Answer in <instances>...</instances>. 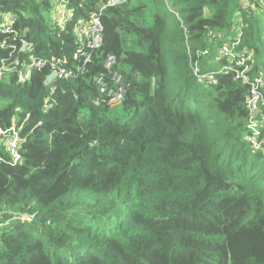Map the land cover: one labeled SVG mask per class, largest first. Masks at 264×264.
Returning <instances> with one entry per match:
<instances>
[{
	"label": "trees",
	"instance_id": "1",
	"mask_svg": "<svg viewBox=\"0 0 264 264\" xmlns=\"http://www.w3.org/2000/svg\"><path fill=\"white\" fill-rule=\"evenodd\" d=\"M105 1L70 0L61 28L48 0H0L32 44L11 53L0 32V70L31 56L76 70L75 27ZM166 1L105 8L101 48L84 73L52 79L50 109L48 66L23 82L2 72L0 128L14 124L21 140L15 158L0 134V264H264V147L248 141L249 87L210 74L240 34L264 92V0ZM107 53L126 86L122 120L92 103Z\"/></svg>",
	"mask_w": 264,
	"mask_h": 264
},
{
	"label": "built area",
	"instance_id": "2",
	"mask_svg": "<svg viewBox=\"0 0 264 264\" xmlns=\"http://www.w3.org/2000/svg\"><path fill=\"white\" fill-rule=\"evenodd\" d=\"M126 1L127 0H106L99 10L91 12L87 19L79 20L75 27L77 46L74 51V59L78 60V64L80 65L76 70L64 67L67 63L65 58L51 57L50 59H41L31 56L29 61L23 60L20 63L19 60L16 59L8 65L3 63L2 70H0V76L4 70L17 72L19 81L23 82L29 78L30 72L33 69H41L48 66L50 72H55V76L50 80H45V83H48L50 87V96L47 99L48 104L45 106V109L52 108V94L55 90V86L50 85L52 79L57 77L63 78L67 76H76L86 71L87 65L92 60L93 52L100 49L103 43V25L100 20L102 11L105 8L114 7L125 3ZM56 3L57 6L60 7V12L58 18H53V22L57 26L64 28L74 14V7L69 4L70 0H56ZM166 6L170 11H174V8L167 1ZM175 15L178 17L177 13H175ZM178 19L180 20V18ZM15 20L16 15L14 13L8 12L0 14V32L12 35L13 42L8 44L11 53H14L17 50L18 42L20 43L19 51L30 52L32 50V44L24 38H19L18 32L13 28ZM181 26L183 25L181 24ZM187 33V30L184 28L186 40L188 38ZM239 41L240 34H238L231 43L223 44L220 47L218 59L224 60L225 63L218 71L211 72L210 74L226 71L232 72L234 80H240L242 83L248 85L249 93L245 101V106L249 114L247 123L248 141L253 150H258L264 147V136L261 135V128L264 124V112L262 111V108L264 109V92L262 90L263 77L261 75L251 76L250 68L246 64L249 60V56L242 51L236 50ZM1 46H4V44L1 43ZM201 53L206 54L208 51L204 50ZM199 54L200 52L197 51L196 55ZM116 62L117 59L113 53H107L104 56L105 72H101L94 78L98 92L97 96L92 100L95 106L104 104L109 108L117 107L120 106L124 100L126 86L121 73L114 69ZM19 65H21L22 70H19ZM193 72L198 77L205 76L199 74V69L196 64L193 66ZM9 131L12 135L6 137V134ZM0 134L4 135L6 139L9 138L8 144L11 147L9 150L15 155V158H18V143L21 138L15 131L14 124L6 130L0 128Z\"/></svg>",
	"mask_w": 264,
	"mask_h": 264
},
{
	"label": "rangeland",
	"instance_id": "3",
	"mask_svg": "<svg viewBox=\"0 0 264 264\" xmlns=\"http://www.w3.org/2000/svg\"><path fill=\"white\" fill-rule=\"evenodd\" d=\"M51 7L47 13L48 16L52 17V18H58L59 17V12H60V7L57 6L56 0H48ZM108 116L110 117H119L120 120H122V118L120 117V106L117 107H112L109 108V110L107 111ZM8 139L3 140V144L7 147V149H11V147L8 144ZM29 218V217H28ZM27 218V219H28Z\"/></svg>",
	"mask_w": 264,
	"mask_h": 264
},
{
	"label": "water",
	"instance_id": "4",
	"mask_svg": "<svg viewBox=\"0 0 264 264\" xmlns=\"http://www.w3.org/2000/svg\"><path fill=\"white\" fill-rule=\"evenodd\" d=\"M55 76V72H50V74L49 75H47L46 76V79L47 80H50L51 78H53ZM27 220H34V221H36V222H40L38 219H36L35 217H29V219H27Z\"/></svg>",
	"mask_w": 264,
	"mask_h": 264
},
{
	"label": "clouds",
	"instance_id": "5",
	"mask_svg": "<svg viewBox=\"0 0 264 264\" xmlns=\"http://www.w3.org/2000/svg\"><path fill=\"white\" fill-rule=\"evenodd\" d=\"M99 50V49H98ZM93 103V102H92ZM109 108V107H108ZM29 219V218H28Z\"/></svg>",
	"mask_w": 264,
	"mask_h": 264
}]
</instances>
